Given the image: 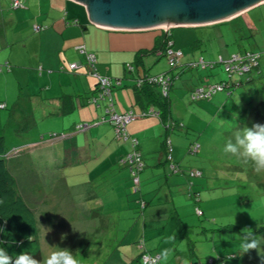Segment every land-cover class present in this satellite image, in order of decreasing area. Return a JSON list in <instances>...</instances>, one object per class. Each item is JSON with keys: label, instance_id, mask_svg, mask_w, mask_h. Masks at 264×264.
<instances>
[{"label": "rangeland", "instance_id": "374dc122", "mask_svg": "<svg viewBox=\"0 0 264 264\" xmlns=\"http://www.w3.org/2000/svg\"><path fill=\"white\" fill-rule=\"evenodd\" d=\"M5 2L8 1L0 0V4ZM18 7H24V3L19 2ZM3 11L4 15L12 14V8L8 11L5 7ZM258 12L259 9L252 12L253 16L248 14L234 22L173 26L171 29L175 40L174 48L187 52L186 56L196 53L206 60L214 61L220 58L227 61L234 53L252 50L263 53L261 62L264 63V21L259 17L254 19ZM18 15L23 16V12L20 10ZM14 16L15 12L12 17ZM0 39H4V36L0 35ZM184 57L185 55L181 57L180 66L169 71L168 75L176 74L182 69L188 62H183ZM155 65L156 70L171 69L166 55ZM219 67L223 65L214 68L219 74L211 77V82L220 80L221 77L228 79V73ZM7 68L4 66L0 72L7 71ZM192 71L198 73L196 69ZM127 72L128 75L131 73ZM188 73L190 71L183 76ZM6 74L0 76V83H18L24 78V70H18L16 74ZM247 78L246 75H233L234 80H243L244 83L234 87L233 94L225 100L223 98V102L222 95H225V91L215 94L211 100L192 101L190 91L198 83L185 82L180 77L176 79L179 84L174 86L170 94L171 114L174 120L180 121L184 126L180 129H185L188 134L171 131L169 138L173 158L178 161L184 174L171 172L167 156L160 150L162 141L160 144L149 143L144 150V153L146 150L150 153L145 155L147 165L141 174L140 192H133L132 181L128 185L118 182L121 189L118 194L128 192L129 195H125L123 200H110L108 182L101 180L98 183V186L102 185L109 191L104 194V211H109L115 203L118 208L125 210L122 211L124 215L121 218L118 216L113 219V215L105 214V222H112L110 229L103 231L100 223L94 241L88 240L89 237L83 233L94 228L91 219L89 221L87 217L88 210L95 206L90 204L86 207L79 203L80 199H75L83 186L81 188L76 183L77 178H73L77 176L74 169L69 166L60 167L58 162L46 165L44 162L50 152L41 148L23 147L13 151L18 153L9 160L10 169L18 180L21 194L36 211L39 220L43 245L41 264H44L52 251L75 250L76 248L71 247L74 244L73 247L78 245L80 252L88 248L86 255L76 257L78 264H129L131 259L124 255L125 251L135 253L136 256L142 251L156 256L164 249L169 250V256L167 261H160V264H181L185 259L189 264H261L260 257H264V170L256 173L252 162L242 155L243 149H239L235 155L224 151L229 143L237 144L236 137L242 136L245 128H251L253 124H264V119L253 118L258 105L264 101V83H246ZM1 87L0 84V90ZM17 93L18 90L15 94ZM7 117L2 118L1 124L5 126L4 135L9 150L21 144L19 138L25 134H29L33 140L40 139V135L26 131L27 128L34 130L29 114L26 115L23 111L16 114L15 110L13 118ZM192 140L200 145L198 153L189 152ZM85 155L88 156V152ZM191 170H201L203 173L190 179L188 172ZM104 172L105 167L96 174L101 173L104 180L116 178L104 175ZM63 177L68 180L64 181ZM171 177H176L177 180L174 181ZM119 180L125 181L123 178H118ZM190 180L194 183L192 189L189 187ZM104 190L98 189L99 194ZM190 190L199 191L200 203L190 197ZM67 194L70 201L66 200ZM140 197L147 202L143 214L136 212L140 206L137 198ZM89 201L92 202L90 197ZM196 205L204 212L201 216L196 212ZM154 212L157 213L156 219L147 222L145 226L144 219H150ZM114 220L119 224L116 227L117 232H112L115 227ZM150 222L153 223L152 226ZM131 225V231L121 232L122 226L129 230ZM144 228L148 230L146 236ZM112 234L114 235L111 236ZM246 236L248 242L252 239L258 240V248L240 256V244ZM116 237L123 244L112 250L108 239L116 242ZM135 264L145 263L140 260Z\"/></svg>", "mask_w": 264, "mask_h": 264}, {"label": "crops", "instance_id": "0c3cea01", "mask_svg": "<svg viewBox=\"0 0 264 264\" xmlns=\"http://www.w3.org/2000/svg\"><path fill=\"white\" fill-rule=\"evenodd\" d=\"M20 1L24 3V7L13 9L10 16V19L12 18L11 26L0 34L4 36V39H0V62L9 61L11 64V69L0 72V76L12 72L16 74L18 70H24V81L0 83L2 85L0 103L6 104L4 108H0V124L5 116L13 118L15 110L16 114L23 111L32 118L30 120L32 121V128H34L33 131L27 128L26 131L33 133V135H40V139L33 140L29 134H25L19 138L21 144L18 146L34 144L38 141L35 149L41 148L50 154L53 147L56 146V148L61 149L60 153L63 160L68 161L71 168L77 169L80 165L85 164L92 174L95 170L105 167L104 175L115 176L119 173V166L114 163L115 159L129 152L132 144L130 140L117 139L111 123L92 125L88 130L82 131L84 132L83 140L80 138L79 141L77 138L75 140L77 146L74 142L70 149L65 147L62 140H42L41 135H45L50 130L54 132L67 131L76 122L96 119L103 114L102 107L98 108L87 101L91 92H95V83L91 77L84 73L86 66L82 63L84 62L83 56L77 50L79 45L86 44L88 48L95 51L99 58V69L103 73L127 78L126 64L132 61L136 51L151 47L155 41V36L158 34L157 30H164V27L143 30L103 27L91 22L85 5L75 0ZM262 6H264V2L225 20L224 23L239 20L250 14L253 9ZM20 10L23 12V16L18 15ZM14 12L15 16L12 17ZM73 18H77L86 27L70 23ZM36 23L43 25L44 28L36 32L33 28ZM154 32L157 33L154 34ZM183 53L185 55L183 62L202 56L196 53L186 56L187 52L183 51ZM159 59L154 54H149L144 58L140 64V69L137 68L136 72L139 73L141 69L153 74L168 71L163 68L155 69V64ZM72 62L78 63L77 68H70ZM186 72L188 71L181 70V76ZM199 73L190 71L186 76H182V79L185 82L198 83ZM215 73H217L216 70H214ZM12 80L16 81L15 79ZM125 81L126 83L112 91L117 111L124 112L129 108H133L137 112L142 111L147 101L137 104L136 95L138 93L133 81L128 79ZM17 90L18 93L15 94ZM151 106L158 108L155 104ZM17 124L19 125L18 122ZM9 127L13 131L11 124ZM163 128L164 124L157 116L140 117L127 124L128 132L132 137L138 138L142 151L147 149L151 142L160 144L166 132ZM90 136L95 141L89 143ZM93 147L98 151H103V155L93 159H90L89 155L86 156L85 153L88 152L89 154ZM76 169L73 170L74 174L81 173L79 169ZM173 180L176 181L177 178L174 177ZM110 181L112 180L110 179ZM110 184L112 191L115 192L114 186L117 187L118 183L114 186L111 182ZM82 186L80 184L81 188ZM86 195L87 188L83 186L78 193V198L81 199ZM156 215L157 213L154 212L150 219L145 218L143 224L145 223L146 226L147 222L155 220ZM150 224L153 225L151 222ZM144 231L146 236L147 228H144ZM131 254L127 251L124 252V255L132 260L136 254Z\"/></svg>", "mask_w": 264, "mask_h": 264}, {"label": "trees", "instance_id": "16d2710c", "mask_svg": "<svg viewBox=\"0 0 264 264\" xmlns=\"http://www.w3.org/2000/svg\"><path fill=\"white\" fill-rule=\"evenodd\" d=\"M8 2H5V4H0V34L4 33L10 26H11V19L9 15H4V8L7 7V10L9 11L12 8L13 9L18 8L20 0H7ZM259 9L258 15H255L254 17L258 16L262 21H264V6L258 7L256 9H253L252 12L255 10ZM252 12H250V16H253ZM70 23L73 24H80L83 25L84 27L85 24L81 23L77 18H73L70 20ZM259 23V22H257ZM244 26V25H243ZM256 27V26H255ZM33 28L36 32L42 30L44 28L43 25L40 24H34ZM10 30V29H9ZM158 34L155 36V41L152 44L151 47L148 48H141L138 51L134 53V57L132 61L128 62L126 64V71L131 72L127 78L124 77H117L110 75L108 73H103L99 69V58L97 54L95 53L94 50L88 48L86 44L83 45V51L80 50L79 45L77 47L78 52L83 56L84 58V66H86L85 74L91 77L94 80L95 83V92H91L90 96L87 98V101L92 103L93 105L97 106L98 108L102 107L103 109V114L96 118L92 119L89 121L81 120L79 122H76L72 128H69L67 131H59V132H54L53 130L47 131L45 135H41L42 140H50V141H55V140H62L65 144V147L67 149H70L73 147V143L75 140L78 138L80 141V138L83 140V133L82 131L88 130L92 125H100L103 123H111L114 127L115 131V137L117 139H123V140H130L132 144V148L129 152L126 154L122 155L121 157H117L115 159L114 163L116 166H119L118 171H121L122 169L124 170L123 173H126L124 176L119 172L113 177H117L116 179H111L110 180H104L102 179L101 173L96 174L98 171L95 170L92 174H90V171L87 168V165L85 164L80 165L77 167L81 171V173L77 174V184H82L87 188V195L86 197L83 198H75L76 200L80 199V204L84 206H89L90 204L94 205L95 207H91L88 211V217L87 219L91 223H93V229L92 231L83 233L84 235L86 234L89 238L88 240L94 241L95 239V232L100 229L98 227L101 223L100 226H102L103 231H109V227L112 224V222H105V214L111 216L113 215V219L116 217H123L124 211L121 208H118L117 203L113 204V208H109V211H104L106 206L104 205V194L107 191V188L103 187L102 185L98 186V183L102 181H106L107 186H109V190L111 191L110 193V200H115L117 199H125V195L128 196L129 193H123V194H117L116 193L119 190V186H114L118 182L130 183V181L133 182L132 184V189L134 193L140 192L141 191V174H143L146 165H147V155L150 153V151H142L140 146H139V140L136 137H132L130 133L127 130V123L124 128H121L119 131H117V125L118 122L113 119V115L115 114H126L129 113L130 111L133 112L135 115V118L132 120H135L140 117H147V116H157L161 119L162 123L164 124V128L166 130L164 134V138L162 139L161 143V151L164 152L167 156V162L170 163L171 165V172L172 173H177V174H184V171L181 169V166L178 164V161H175L172 155V144L169 138V134L171 131H182L186 135L188 132L184 129H180L184 127L181 125V122L178 120H174L173 116L171 114V90L174 88V86L178 83H176V79L178 77L182 78L184 74L181 76V70L185 71H192L193 69L198 70L200 72L199 78H198V84L193 86L194 88L191 89L190 91V96L192 101H200V100H211L213 96L219 92L225 91V95H222V102L223 98L224 100L231 96L233 94L234 87H237L244 83L243 80H234L233 75H238V76H248L246 83H264V63L261 62V57H262V52L258 51H252V50H246L244 52H239V53H234V54H242L244 55L248 51L256 53L258 55V65L249 70L248 72L246 71H239V70H229L227 68V62L222 60H206L205 57L201 56L200 58L196 60H191L185 63V65L182 66V69L176 73L175 75L172 73V75H168V72L173 70L174 68H177L180 66L181 57L183 56V52L181 50H176L174 48L175 46V40L173 37V32L172 29L169 31H165L163 29L157 30ZM169 42L171 43L169 45ZM171 47L174 52H180L179 59L176 61V64L172 66L171 64V69H169L166 72H160V73H148L143 71L142 69L140 70L139 73L136 72L137 68L140 69V64L144 60L146 56L149 54H154L156 57L161 58L162 56L166 55L168 57V53L166 52V49L168 47ZM193 47L195 46V43L192 45ZM233 54V55H234ZM93 55V56H91ZM232 55V56H233ZM231 56V57H232ZM230 57V58H231ZM169 60V59H168ZM170 63V62H169ZM72 64H78L77 62H72L70 63V68L75 69L76 67H73ZM219 67L223 72L228 73V79H225L223 77L220 78V80H216L215 82H211V77L212 75L218 76L219 73L214 74V68L217 66H222ZM4 66H7V70L11 69V64L9 61H6L2 64H0V69H2ZM4 70V69H3ZM201 70V71H200ZM254 73V74H253ZM134 75V76H132ZM163 80H166L167 77H169V82L166 84V92L163 90L164 83H161L162 80H160V77H163ZM207 76V77H206ZM126 79L132 80L133 85L136 89V92L138 93L136 95V103L141 104L147 101L146 106L144 109L140 112H137L133 110V108H129L128 110L124 112H119L116 109L115 106V99L113 96V90L116 87H120L123 85V83H126ZM208 79V80H207ZM211 79V80H210ZM183 80V79H182ZM205 88V91H208L211 89L209 92V95L204 96L202 98H197L196 96V89L199 88ZM264 90V88H263ZM155 104L158 108H154L153 105ZM6 106L5 103H0V107L4 108ZM151 106V108H149ZM253 118L256 119H264V101H261V103L258 105V110L254 112ZM131 120V121H132ZM130 121V122H131ZM88 123L89 127L88 128H82L80 125ZM182 126V127H181ZM4 124H0V201H3V203H0V227H3L5 229L4 232L0 233V240H5L7 243L4 245H0V247H4L6 251L9 253V255H12L13 258H15V254H19L24 251H32V256L33 258L40 262V264L43 261V249H42V238L40 235V225H39V220L36 214V211L30 206V204L25 200L23 195L21 194L19 190V184L16 176L14 175L13 171L10 169L9 166V160L11 157L16 155L18 152H13L16 151V149H21L23 147H28V148H36L37 144H27L25 146H14L12 149H8L6 146V136L4 135ZM89 143L92 141H95L94 138L90 136ZM91 141V142H90ZM63 146V145H62ZM75 146L76 142H75ZM20 147V148H19ZM200 149V145L196 143V141H190L189 144V152L192 154L198 153ZM61 149L56 148V146L53 147V150H51L50 156L48 155L46 161V165H49L54 162L60 163V167H65L69 166V162L63 160L62 155H61ZM102 151H98L96 148H92V150L89 152V158L93 159L101 155ZM56 156V157H55ZM87 158V159H89ZM89 159V160H90ZM59 160V161H58ZM29 165V164H28ZM71 167V166H69ZM126 168V171H125ZM76 169V168H74ZM76 169V170H77ZM201 170H191L188 172V177L190 179L196 177V176H201L202 175ZM75 178V179H76ZM99 178V181H98ZM119 179H124L119 180ZM64 181H67L68 178L63 177ZM115 188V192L112 191L111 189V184ZM117 182V183H116ZM95 183V184H94ZM168 183V181H167ZM89 185H92L91 188H89ZM194 183L192 180H190V189L193 188ZM105 189L104 192L99 194L98 189ZM190 197L194 199L196 203H200L201 201V196L199 191H192L190 190L189 193ZM89 197L92 200L89 201ZM88 198V199H87ZM73 199V198H72ZM66 200L70 201V197L67 194L66 195ZM128 200V198H127ZM137 200L140 203L139 209L136 210V212H144L145 207L147 206V202L144 200L143 197L137 198ZM94 202V204H93ZM91 205V206H92ZM115 207V208H114ZM141 208V210H140ZM95 209H98L100 211H96ZM127 210V209H126ZM105 212V213H103ZM128 212V210H127ZM196 212L199 216H201L204 212L200 208L199 205H196ZM116 213V214H114ZM128 214V213H127ZM102 216V217H101ZM101 219L98 221L97 218ZM116 220H114V228L112 232H117L116 227L117 225ZM106 225H108L106 227ZM178 226L181 228L182 225L178 224ZM132 229V225L129 230H127V227L121 228L122 231H130ZM104 233V232H103ZM94 234V235H93ZM112 234L111 236H113ZM86 236V238H87ZM110 236V237H111ZM28 237H32L31 241H29ZM117 238V237H116ZM78 240V237H77ZM110 244H112L111 249L114 250L115 248L121 246L123 244V241H120L119 238H117L116 242H113L111 238L108 239ZM120 241V242H119ZM75 245V244H74ZM71 247L75 250H71V253L74 257H79L82 255H86L87 249L82 252H80V248H78V245L76 247ZM33 247V248H32ZM44 248V247H43ZM70 248V249H72ZM148 258V259H146ZM157 259L159 260V255L156 256H150V254L142 253L139 256H136L132 258L131 262L129 264H135L136 262L142 260L145 264H153V260ZM134 259V260H133ZM90 263V262H88ZM87 263V264H88ZM84 264V263H83ZM201 264V263H200Z\"/></svg>", "mask_w": 264, "mask_h": 264}, {"label": "water", "instance_id": "95a60500", "mask_svg": "<svg viewBox=\"0 0 264 264\" xmlns=\"http://www.w3.org/2000/svg\"><path fill=\"white\" fill-rule=\"evenodd\" d=\"M98 26L125 30L208 25L225 21L264 0H75Z\"/></svg>", "mask_w": 264, "mask_h": 264}, {"label": "clouds", "instance_id": "9594fccd", "mask_svg": "<svg viewBox=\"0 0 264 264\" xmlns=\"http://www.w3.org/2000/svg\"><path fill=\"white\" fill-rule=\"evenodd\" d=\"M171 28H164L165 31H169ZM237 144L233 145L229 143L224 149L225 153H232L235 155L239 149H243L242 155L250 160L253 164L254 171L260 173L264 170V124H253L251 128H245L242 136L237 135ZM238 146V147H237ZM21 150V149H16ZM3 203V201H0ZM5 229L0 227V233ZM251 233H249L250 235ZM32 237H28L31 241ZM7 243L5 240H0V245ZM258 240L252 239L248 242L247 236L242 244H240L239 255L243 256L244 253H248L250 250L258 248ZM33 248V247H32ZM169 256V250L164 249L159 254V260H153V264H160V261H167ZM230 259L232 257H229ZM261 258V264H264V257ZM0 264H40L32 256V251H24L19 254H15V258L6 251L4 247H0ZM44 264H78V260L74 257L70 250L60 249L59 251H52L49 253ZM182 264H189L188 260H183Z\"/></svg>", "mask_w": 264, "mask_h": 264}, {"label": "built area", "instance_id": "2783aa9c", "mask_svg": "<svg viewBox=\"0 0 264 264\" xmlns=\"http://www.w3.org/2000/svg\"><path fill=\"white\" fill-rule=\"evenodd\" d=\"M171 43L169 42V45ZM80 50L83 49V45L79 46ZM83 51V50H82ZM166 52L168 53V59L169 62L172 66H174L176 64V61L179 59L180 56V52H174L173 49L169 46L166 49ZM93 56V55H91ZM258 55L256 53L250 52L248 51L247 53H245L244 55L242 54H234L229 60H227V68L229 70H239V71H246L248 72L249 70H251L252 68H254L255 66L258 65ZM73 67H76L77 64H72ZM163 77H160V80H162L161 83H164L165 86H163V90L166 92V84L169 82V77L166 78V80H163ZM211 91V89H209L208 91H205V88L201 87L199 89H196V96L197 98H202L204 96L209 95V92ZM133 118H135V115L133 114L132 111H130L129 113L126 114H115L113 115V119H115L119 125H117V131H119L121 128H124L125 125L130 122ZM80 127L82 128H88L89 124L88 123H84L82 125H80ZM148 259V258H146Z\"/></svg>", "mask_w": 264, "mask_h": 264}]
</instances>
